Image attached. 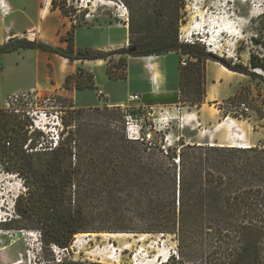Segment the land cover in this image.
Returning a JSON list of instances; mask_svg holds the SVG:
<instances>
[{"label": "trees", "instance_id": "trees-1", "mask_svg": "<svg viewBox=\"0 0 264 264\" xmlns=\"http://www.w3.org/2000/svg\"><path fill=\"white\" fill-rule=\"evenodd\" d=\"M128 12L129 44L112 50L79 48L74 22L62 38L66 46L40 38L13 36L0 42V54L37 48L74 61L104 59L110 79L127 56L188 55L180 67L176 98L200 107L207 93V61L260 78L264 57L252 54L250 64L215 57L199 42L180 40L187 0H121ZM53 6L75 19L78 8L69 0ZM264 34V13L254 20ZM119 55L113 61V57ZM64 88H97L96 76L84 67L65 78ZM179 93V95H180ZM70 100L61 115L63 128L54 145L35 127L30 112L0 108V166L20 176L27 187L16 201L22 228L38 230L43 264H105L57 258L55 247L69 249L85 232L170 234L177 240L181 264H264V144L241 146L191 143L180 138L171 145L132 139L126 131L127 112L118 107H75ZM133 114V111H131ZM163 264V263H162Z\"/></svg>", "mask_w": 264, "mask_h": 264}, {"label": "rangeland", "instance_id": "rangeland-1", "mask_svg": "<svg viewBox=\"0 0 264 264\" xmlns=\"http://www.w3.org/2000/svg\"><path fill=\"white\" fill-rule=\"evenodd\" d=\"M10 1L9 21L15 20L17 28H22L28 19L35 15V10L41 17L47 18L56 10L62 17L58 19L59 30H63L65 35L74 22L81 19L85 21L76 29L78 44L81 46L89 44L86 47L97 50L100 48L93 45L118 43L121 45L119 47H124L129 44L128 13L121 0H69L78 8L74 20L65 16L59 8H55L52 0ZM186 10L185 21L180 30L183 42H199L215 57L231 58L245 64H250L254 53L264 57V34H261L259 24L254 23V20L259 19L264 13V0H187ZM8 16L0 4V26L5 25V18ZM32 29L44 31L41 24L33 25ZM119 47L100 50L108 51ZM19 51L4 53V76L0 77V105L7 98V109L22 113L24 110L29 111L35 127L44 131L45 141H52V137L57 136L58 131L64 126L61 115L65 112L64 107H69L70 100L59 99L56 96L59 93L54 89L41 86L26 88L6 97L7 93L16 88L34 83L32 78L35 67L27 62L29 55L25 52L21 54ZM22 55L25 60L18 64ZM152 56L155 61L160 62L162 59L158 58L160 55ZM118 57L119 55L114 56L112 62ZM133 57L137 56L128 55L127 65L119 69L126 72V78L123 79L130 76L134 81L142 71L154 73L159 79L162 70L166 68L160 63L152 66L143 59L144 57L140 61ZM175 57L174 65L179 69L184 60L188 62L190 59L188 55L180 52ZM59 59L64 67L69 65L68 59ZM208 61L215 60L209 58ZM170 63L173 64L172 60ZM108 66L107 62V68ZM97 76L115 99H124L114 104V107L133 111L135 114L129 123L131 135L136 134V129L141 135L145 134L156 119L164 118L167 121L165 131H155L153 141L168 136L167 141L171 145H177L180 138L191 143L213 142L228 145L241 140L250 145L264 144V81L260 78L225 71V74L220 76L230 82L231 88L234 89L232 95L220 101L219 105H211V110L216 116L210 122L203 121L198 116L189 122L182 119L181 115L196 111V105L179 101L177 105L182 106V113L178 114L174 106L159 104L163 101L161 96L148 99L136 89L129 91V83L126 81L106 82L105 71L102 68L97 70ZM54 82L52 79V83ZM135 84L133 83L134 87ZM93 89L97 91L88 88L79 92L77 103L80 106L75 107H104L101 105L99 87ZM128 91L141 94L142 99L138 102H128L126 100ZM17 93H29L30 98L27 101L13 102L11 97ZM32 93L37 94L38 98H34ZM65 97L72 98L76 105L71 92ZM180 97L190 99L187 94L180 93ZM242 102L246 103L250 111L240 107ZM95 103L100 105L88 106ZM222 122L224 125L218 128ZM26 191L27 187L20 176L5 172L0 166V264H43L46 258L52 257L50 252H44L42 249L39 231L22 228L27 225V220L17 216L16 201ZM85 233L88 234H77L69 249L55 247L52 249L53 253L57 258L69 257L105 264H181L178 257L176 261L170 257L166 260L169 254L176 255L174 250H177V240L170 234L127 233L129 235L113 237L109 236L113 232Z\"/></svg>", "mask_w": 264, "mask_h": 264}, {"label": "crops", "instance_id": "crops-1", "mask_svg": "<svg viewBox=\"0 0 264 264\" xmlns=\"http://www.w3.org/2000/svg\"><path fill=\"white\" fill-rule=\"evenodd\" d=\"M3 2H7L9 6H11L10 0H0V4L2 6ZM3 7V6H2ZM6 9V7H3ZM54 14L53 17H41L35 10V15H32L30 19H28V22L22 26V28H17V24L14 21H9V16L5 18V25L0 26V42H5L10 37L13 36H23L26 35L27 37L34 39V38H40L46 42L52 43L54 45H61L65 46L66 41L63 40L64 31L59 30L60 26L58 24V19H61L62 17L56 12V10L52 11ZM41 24L44 31L40 30H34L32 29L33 25ZM89 46V44H85L83 46L78 44V37H76V46L79 48H83L86 46ZM121 46L120 44H95L93 47L100 48V49H111L115 47ZM19 51V50H16ZM14 52V51H13ZM21 54L23 52L27 53L29 55L27 57V62L30 63V65H34L35 67V73L33 74L32 81L33 84L27 85V87H18L11 92L7 93L6 97H8L10 94L18 91H22L23 89H31L35 86H41L44 88L54 89L57 93L68 96L70 92L73 94L74 102L76 103L75 106H80L77 103V97L79 95V92L82 90H73L70 91L63 87L65 78L67 75L75 73L79 67H84L89 71H92L95 73L96 76V83L99 87V90H102L105 95L107 96V100L111 104L119 103V101H122L124 99H115L110 92L106 90L105 84L100 83L99 77L97 76V70L99 68H102L105 71V78L106 82H115V81H126L129 83V91L135 90L138 91L141 94H145L148 99H154L156 97H162L163 101L159 102L161 105H177L178 102H176V98H179L180 95V69L175 68L174 65V59L176 58L175 55H178L177 51H173L167 54L160 55L158 58H162L159 61H155V58H148L145 56H137L133 57L135 60H141L143 58L147 63L150 65H155L160 63L162 66L165 65V69H163L161 77L158 79L156 77V74L154 73H148V71H142L138 74V77L133 81L130 76L127 79H118V80H112L109 78L107 74V62L103 59H97V60H86V61H74L71 62L69 60V65L64 67L61 63V60L59 58L67 59L63 56H60L58 54L46 52L41 49L32 48V49H22L19 51ZM152 56V55H151ZM4 54H0V66H1V72L0 77L3 78L4 76ZM165 62H164V60ZM25 57L22 55L20 58V61L17 63L19 64L21 61H24ZM134 60V59H133ZM170 60H172V63H170ZM31 61V62H30ZM172 66V67H171ZM222 67V68H221ZM231 71V70H230ZM233 73H237L232 71ZM221 74H225V71L223 70V65L216 61H207V93L205 96V101L200 107H197L196 111H189L186 114L188 117L184 120H187L191 122L194 120L196 116L198 118H201L203 121L210 122L214 119L216 116L215 113L211 110V105L216 104L219 105L220 101H224L227 98H229L234 89L231 88V84L229 81H226V79L221 78ZM241 74V73H238ZM245 75V74H244ZM52 79H54V83H52ZM133 83H136L135 87ZM88 89V88H87ZM85 90V89H83ZM92 90L97 91L92 88ZM237 90V89H236ZM126 100L128 98V94ZM140 94V95H141ZM142 97V95H141ZM7 99V98H6ZM6 99L3 100L2 105H0V108H6ZM102 102V101H101ZM99 103H95L88 106H99ZM103 106V103L101 104ZM206 105L210 107H206ZM85 106V105H81ZM219 107V106H218ZM219 128V125H218ZM241 142V140H238ZM188 142V141H187ZM193 143V142H192ZM213 143V142H212ZM246 143V142H244ZM223 144V143H222ZM228 144V145H234ZM236 145V144H235ZM252 146V145H251Z\"/></svg>", "mask_w": 264, "mask_h": 264}, {"label": "built area", "instance_id": "built-area-1", "mask_svg": "<svg viewBox=\"0 0 264 264\" xmlns=\"http://www.w3.org/2000/svg\"><path fill=\"white\" fill-rule=\"evenodd\" d=\"M180 40L183 42V38H182L181 33H180ZM187 41H189V40H187ZM189 42L194 43V41H189ZM186 63L187 62L185 60L182 62L183 65H186ZM0 72H1V66H0ZM32 94H33L32 96H34V98H38L37 94H34V93H32ZM99 95L101 96V101H102L104 107H114L115 106L114 104H111V103L108 102L107 96L105 95V93L102 90H99ZM11 98H12L13 102H22L24 100L27 101L30 98V95H29V93H19V94L17 93ZM141 99H142V97H141L140 94L129 93L127 101L133 103V102H138ZM122 107H126V106H122ZM174 107H175V111L178 114L182 113V106L174 105ZM240 107H242V109H245L246 111H250L249 107L244 102L240 103ZM123 110H125L127 112V115H126V131H127V134H128V136L130 138H132V139H140L142 141L152 142L153 141V133L155 131H157V132L165 131L166 122L167 121L164 118H159V119H156L154 121L153 125H150V127H148V131L145 134L141 135L140 131L136 129L135 130L136 134L135 135H131L129 133V131L131 130L130 127H129V123H130L131 120H133L132 118H133V116L135 114L134 113L132 114L131 111H127L126 109H123ZM188 115H190V114H182L181 118L182 119H186L188 117ZM62 128L63 127H61V129L58 131L57 136L52 137V139H51L54 145H56L59 142V140H60V131L62 130ZM167 138H168V136L166 137V140H167ZM161 235H164V234H161ZM174 253L176 255H178V251L177 250H174ZM170 255L171 254L168 255L166 260L169 259Z\"/></svg>", "mask_w": 264, "mask_h": 264}, {"label": "bare ground", "instance_id": "bare-ground-1", "mask_svg": "<svg viewBox=\"0 0 264 264\" xmlns=\"http://www.w3.org/2000/svg\"><path fill=\"white\" fill-rule=\"evenodd\" d=\"M2 6L3 7H6V9H5V14H10V11H8V9H10V6L8 5V3L7 2H3L2 3ZM145 57H148V58H153V56H145ZM223 70L224 71H229V72H232V71H230L229 69H227L225 66H223ZM255 70L256 71H258L259 73H262V74H264V70H261L260 68H255ZM233 73V72H232ZM224 125V123L222 122V123H220L219 124V128L220 127H222ZM235 127H236V125H234ZM235 137V136H234ZM236 145H241V146H250V144H248L247 142L246 143H244V142H237V143H235ZM234 144V145H235ZM86 235V234H88V233H81V234H78V235ZM124 235H129V234H127V233H112V234H110L109 236H124ZM107 237V236H106Z\"/></svg>", "mask_w": 264, "mask_h": 264}, {"label": "water", "instance_id": "water-1", "mask_svg": "<svg viewBox=\"0 0 264 264\" xmlns=\"http://www.w3.org/2000/svg\"><path fill=\"white\" fill-rule=\"evenodd\" d=\"M254 70H255V68H254ZM256 71V70H255ZM256 72H258V71H256ZM259 73V72H258ZM262 74V73H261ZM232 146H235V145H232Z\"/></svg>", "mask_w": 264, "mask_h": 264}]
</instances>
